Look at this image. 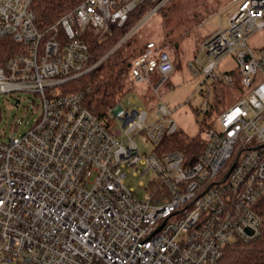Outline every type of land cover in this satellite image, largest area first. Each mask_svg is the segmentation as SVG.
<instances>
[{"label":"built area","instance_id":"2783aa9c","mask_svg":"<svg viewBox=\"0 0 264 264\" xmlns=\"http://www.w3.org/2000/svg\"><path fill=\"white\" fill-rule=\"evenodd\" d=\"M141 1L81 0L41 29L33 0H0V38L22 45L0 63V94L41 99L30 128L0 138V264H221L226 246L260 233L264 46L249 38L264 31V0H231L228 25L201 42L207 58L196 56L199 72L228 84L238 78L243 96L219 111L191 162L156 149L178 130L165 103L148 123L135 104L116 105L105 121L84 106L82 92L64 88L98 63L89 62V37L122 24ZM148 1L156 10L167 0ZM232 52L236 71L217 73ZM173 69L168 53L148 41L129 76L148 83L160 75L157 90ZM143 132L155 146L148 153L133 138ZM148 171L154 175L137 197L124 178Z\"/></svg>","mask_w":264,"mask_h":264},{"label":"rangeland","instance_id":"374dc122","mask_svg":"<svg viewBox=\"0 0 264 264\" xmlns=\"http://www.w3.org/2000/svg\"><path fill=\"white\" fill-rule=\"evenodd\" d=\"M231 0H167L162 9H150L126 35L131 36L123 44L129 62L137 55L138 49L147 41H153L169 55L174 69L167 79L154 90L160 75H153L148 83H134L131 77L124 81L125 93L122 95L121 106H142L147 110V123L155 119L159 102L165 103L171 110V117L176 121L179 132L189 137L200 136L209 126L218 127L217 114L220 110L233 105L243 96L239 86L205 77L199 72V63H206L205 52H199L201 42L217 28H225L233 11L229 7ZM203 21V23H201ZM254 47L264 46V31L255 32L249 38ZM194 64V68L190 67ZM235 52L227 54L216 72L233 73L237 69ZM235 73V72H234ZM222 100V106L211 109L215 96ZM19 102L15 104V100ZM41 99L29 91L0 94V138L11 134L25 132L38 118ZM210 109V114L204 112ZM209 124V126H208ZM122 138V137H121ZM141 152L155 149L154 144L145 133L135 135ZM152 171L144 175H133L129 172L124 181L132 187L137 197L142 198L145 189L152 179ZM142 182V184H140Z\"/></svg>","mask_w":264,"mask_h":264},{"label":"trees","instance_id":"16d2710c","mask_svg":"<svg viewBox=\"0 0 264 264\" xmlns=\"http://www.w3.org/2000/svg\"><path fill=\"white\" fill-rule=\"evenodd\" d=\"M80 1L33 0L32 8L37 26L41 29L47 27L73 9ZM155 4L156 2L148 0L141 1L131 10L122 24L111 22L102 37H89V62L98 63L88 72L69 79L64 84L67 92H82L84 106L101 120H108L110 111L118 105L125 93L124 81L129 77L130 62L122 46L131 37L125 38V36ZM163 5L156 11L162 9ZM21 46V43L15 42L11 37L0 38V63L19 51ZM143 47L138 49L137 54ZM216 82L220 84L221 81ZM235 84L238 85V78ZM221 106L222 100L216 95L211 109L218 110ZM207 112L210 114V109ZM203 145L204 138L189 137L177 130L173 134L164 136L161 145L156 149L178 150L183 153L188 162H191L201 152ZM258 213L261 217L260 233L250 241H236L226 246L221 264H264V198L260 201Z\"/></svg>","mask_w":264,"mask_h":264},{"label":"water","instance_id":"95a60500","mask_svg":"<svg viewBox=\"0 0 264 264\" xmlns=\"http://www.w3.org/2000/svg\"><path fill=\"white\" fill-rule=\"evenodd\" d=\"M15 104H17V101H15Z\"/></svg>","mask_w":264,"mask_h":264}]
</instances>
